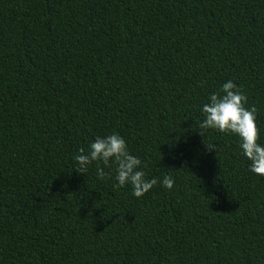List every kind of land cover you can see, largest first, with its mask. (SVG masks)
I'll return each instance as SVG.
<instances>
[{"label":"trees","instance_id":"1","mask_svg":"<svg viewBox=\"0 0 264 264\" xmlns=\"http://www.w3.org/2000/svg\"><path fill=\"white\" fill-rule=\"evenodd\" d=\"M227 80L264 144V0H0V264H264V176L198 129ZM112 132L141 197L74 169Z\"/></svg>","mask_w":264,"mask_h":264},{"label":"clouds","instance_id":"2","mask_svg":"<svg viewBox=\"0 0 264 264\" xmlns=\"http://www.w3.org/2000/svg\"><path fill=\"white\" fill-rule=\"evenodd\" d=\"M246 101L247 97L232 80L223 82L217 91L207 95L206 102L200 106L203 119L199 121L198 129L234 135L240 154L248 161L249 171L264 176V144L258 142L256 109L252 106L246 108ZM207 147L215 148L214 145ZM73 160L74 169L82 174L88 170L90 163L97 162V179L111 176L115 187L130 186L135 197H141L158 182L156 178H146V166L138 156L130 154L124 138L116 132L94 137L86 149H77ZM159 183L162 188L171 189L174 180L164 174Z\"/></svg>","mask_w":264,"mask_h":264}]
</instances>
